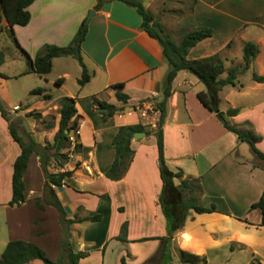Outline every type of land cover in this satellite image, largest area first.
I'll use <instances>...</instances> for the list:
<instances>
[{
    "label": "crops",
    "instance_id": "obj_1",
    "mask_svg": "<svg viewBox=\"0 0 264 264\" xmlns=\"http://www.w3.org/2000/svg\"><path fill=\"white\" fill-rule=\"evenodd\" d=\"M96 3L34 0L27 7L29 22L12 27L19 47L33 59L44 44L67 45L88 17L81 55L90 78L83 85L78 83L82 67L77 60L74 66L71 56L53 58L51 71L44 76L27 72L25 55L6 30L5 18L1 21L0 31L8 32L12 40L11 56L17 59V67L10 73L4 71V58L0 85L13 78L26 83L35 75L37 85L23 87L28 92L35 87L43 90L23 106L14 104L19 108L9 113L13 119H21L22 128L36 143L45 145L53 141L59 127V100L74 98L80 148L70 145L58 162L50 157V173H73L47 191L40 157L32 152L22 177L24 201L11 206L13 163L21 150L0 113V255L8 241L21 239L41 247L51 260L58 258L62 231L59 213L45 201L54 194L66 218L73 220V250L86 253L78 264H143L158 251L161 237H168L165 256L152 264H183L179 250L204 256L207 264H249L253 258L264 264L261 212L250 208L264 196V161L255 159L249 144L226 129L203 105L197 93L206 86L187 70H179L172 81L162 126L164 157L169 169L182 171L181 179L198 180L201 191L197 203L214 205L215 211L189 209L181 227L170 229L174 222L167 224L159 203L162 181L154 129L150 128L159 113L144 118L138 110L144 100L156 104L161 99L167 64L159 42L141 28V16L133 7L118 0L106 1L98 8ZM158 22L176 42L184 30L210 27L212 35L191 47L187 58L218 53L226 71L243 62L242 56L240 60L232 57L233 48L237 46L242 52L244 42H254L259 52L249 69L264 75V0H195L191 10L174 15L170 22ZM249 26L254 29L246 30ZM55 65V77L48 78ZM243 73L238 74L235 85L227 84L219 91V109L240 108L238 114L228 117L229 122L260 135L255 146L264 152V82L254 81L252 75L250 81H244ZM47 82L53 83L55 91L43 87ZM116 90L126 94L127 100L117 99ZM44 94L49 97L44 98ZM222 99L227 103L225 108ZM99 101L113 104L117 112L103 120L96 110ZM122 125H141L145 134L132 137L129 166L120 179L111 180L105 176L114 159L111 141ZM47 152L51 154L52 149ZM179 180L174 181L177 184ZM35 201L44 207L39 208ZM93 215L98 219H90ZM123 224L126 240L119 238ZM25 264L42 261L33 259Z\"/></svg>",
    "mask_w": 264,
    "mask_h": 264
},
{
    "label": "trees",
    "instance_id": "obj_2",
    "mask_svg": "<svg viewBox=\"0 0 264 264\" xmlns=\"http://www.w3.org/2000/svg\"><path fill=\"white\" fill-rule=\"evenodd\" d=\"M33 1L34 0H0V26L4 17L7 26L6 30L9 31L10 37L27 59L28 68L26 71L44 76L51 71L53 58L72 56L82 67V73L81 77L78 79V83L83 85L90 78V74L83 63L81 55V43L86 34V27L83 22L67 45L57 46L44 44L39 48L33 59H31L16 42L12 27L14 25H26L29 22L30 13L27 10V7ZM106 1L111 0H97L95 7H100L101 4ZM118 1L133 7L141 16V28L149 36L155 38L159 42L163 58L167 64V69L160 85L161 99L156 102L159 117L157 120V128L154 129L153 132L156 138L159 173L162 181L159 203L167 218V224L169 223L170 226V224L174 222L170 229H179L189 209H194L197 212H211L215 211V206L203 207L199 205L197 203V197L201 189L198 180L189 178L181 179L182 171H172L166 164L162 126L166 116L167 100L171 95L172 81L179 70H187L197 76L206 86L205 91L197 93L199 100L205 107L216 114L226 129L235 132L241 141L249 144L255 159L264 161V152L259 151L255 146V143L261 138V136L254 133L253 130L248 127L236 126L231 124L228 120L229 116L238 114L240 108H228L226 111H221L219 109V91L227 84L235 85L238 74L243 73L250 68L251 63L259 52V48L254 42H244L242 46L243 62L229 68L226 76L221 77L220 75L225 69L223 59L218 53L198 59L187 58L188 51L191 47L197 42L212 35L213 30L210 27L200 26L184 30L181 34L180 40L176 42L168 33L163 32V28L154 18L153 14L145 8L142 0ZM194 3L195 0H191L187 11L193 8ZM3 61L4 52L0 51V65ZM252 79L257 82H264V75L252 73ZM56 83H58V79L56 80ZM42 91V88L36 87L31 90V93L40 94ZM43 97L47 98L49 95L44 94ZM116 97L121 101H126L128 96L119 90H116ZM59 104V127L54 134L53 141L45 145H40L36 143L22 128L21 119H11L0 103V113L8 122L9 132L12 138L18 143L21 150L13 163V173L11 178L12 196L9 201V205L11 206H18L24 201V183L22 177L27 167L29 155L32 152H36L40 157V162L45 172V191L51 190V185H60L65 178L72 176V170L56 173H50L47 170L50 157L54 158L56 162H58L60 157H65L63 150L69 147L68 133L71 128L77 125L75 120L77 111L74 98L62 97L59 100ZM96 110L101 114V118L106 120L117 112L118 109L113 104L99 101L96 103ZM33 114L38 117L37 114ZM20 130L24 131L27 136L26 140ZM143 130H145V128L141 125H122L117 128L111 141L114 149V159L105 172L107 178L117 180L125 174L133 155V150L131 148L133 134ZM78 148H80V144L76 143L75 149ZM48 149H52L51 154L47 152ZM176 178L180 179L177 184L174 181ZM45 201L53 205L59 213V222L62 231L58 258L56 260H51L46 255L45 251L38 245L21 239H14L6 243L0 255V264H25L33 259H40L42 264H78L79 259L86 255L85 252L73 250L70 242V225L73 223V220L66 218V213L57 197L52 194L50 199L45 198ZM35 203L39 208L44 207L43 204L38 201H35ZM250 208H257L260 210L261 220L259 224L264 226V196H261L258 201L252 203ZM98 217V215H93L90 219L95 220L98 219ZM119 238L126 240L125 224L121 227ZM167 239L168 237L160 238L161 245L158 251L143 264H152L163 260ZM157 256H159V258ZM178 258L183 264H207V259L204 256H199L185 250L178 251ZM121 261L122 263H125L124 258H121ZM249 264L260 263L253 258Z\"/></svg>",
    "mask_w": 264,
    "mask_h": 264
},
{
    "label": "rangeland",
    "instance_id": "obj_3",
    "mask_svg": "<svg viewBox=\"0 0 264 264\" xmlns=\"http://www.w3.org/2000/svg\"><path fill=\"white\" fill-rule=\"evenodd\" d=\"M142 2L145 8L153 14L154 18L157 21L162 20L165 23H167V20H169L170 22V20L172 19L174 15L176 14L178 15L180 13H183V11L187 10L188 6L191 3V0H142ZM162 16H165L167 20L164 19ZM248 28L246 30L254 29L252 26H249ZM166 31L167 30H163L164 33H167ZM0 51L4 52V58H6L5 64L3 66L4 71H7L8 73L15 71L17 67V63H16L17 59L11 56L14 51V47L12 44V40L8 35V32L6 31H0ZM231 53L233 55L232 56L233 58L239 59V60L241 59L242 52L240 48H237V46L233 48ZM72 58L74 57L71 56L69 60H71L74 66H77L76 59L75 58L72 59ZM224 64L226 66L229 65L228 62H225V61H224ZM252 72H253L252 69L244 71V73L242 74V79L244 81L245 80L250 81ZM56 73H57V65H55L54 71L50 75H48L49 76L48 78L55 77ZM225 73H227L226 70L220 76L224 77ZM31 78L33 79L26 83L23 82L24 79H14L13 78V79H10L9 81H5V84L3 86L0 85V103L2 107L4 108V110L7 112V115L11 119H13L14 117L13 113H15L14 106H13L14 104L23 106L26 100L28 102H31L32 100H34V97H36L37 95L36 93H31V91L28 92L24 88L25 87L24 85H34V86L37 85L35 84L37 83V80L36 79L34 80V78H37V77H35L34 75ZM34 86H31V87H34ZM43 87H47L52 92L55 91V88L52 82H47ZM221 106L224 108L227 107V103L224 99H222ZM10 110H12L13 113H9L11 112ZM16 112L19 113L21 112V110H18ZM20 131L24 139L26 140L27 136L25 135L24 131L22 130Z\"/></svg>",
    "mask_w": 264,
    "mask_h": 264
},
{
    "label": "built area",
    "instance_id": "obj_4",
    "mask_svg": "<svg viewBox=\"0 0 264 264\" xmlns=\"http://www.w3.org/2000/svg\"><path fill=\"white\" fill-rule=\"evenodd\" d=\"M18 108H19V106H15L14 110H16ZM138 110H139L141 116L144 118L149 117V115L154 116V115L159 113L157 108H156V104L153 102V100H150V99L144 100L138 106ZM150 128H152V129L157 128V120L150 123ZM77 133H78V126L75 125L73 128L70 129V131L68 133L69 146L72 145L73 147H75V144L77 143L76 142Z\"/></svg>",
    "mask_w": 264,
    "mask_h": 264
},
{
    "label": "water",
    "instance_id": "obj_5",
    "mask_svg": "<svg viewBox=\"0 0 264 264\" xmlns=\"http://www.w3.org/2000/svg\"><path fill=\"white\" fill-rule=\"evenodd\" d=\"M87 21H88V17L85 19L84 24H86ZM144 134H145L144 131H138V132H135V133L133 134V137H134V138H138V137H140V136H143Z\"/></svg>",
    "mask_w": 264,
    "mask_h": 264
}]
</instances>
